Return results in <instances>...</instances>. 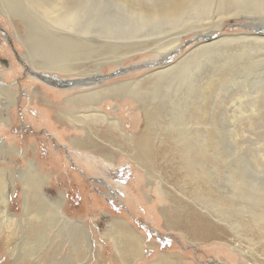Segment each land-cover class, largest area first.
Wrapping results in <instances>:
<instances>
[{
	"label": "bare ground",
	"instance_id": "1",
	"mask_svg": "<svg viewBox=\"0 0 264 264\" xmlns=\"http://www.w3.org/2000/svg\"><path fill=\"white\" fill-rule=\"evenodd\" d=\"M115 1L111 7L106 0H0V6L6 5L4 13L14 30L17 24L12 22L13 17L24 24L23 36H18L16 30L14 34L27 50L24 55L30 72L53 81L58 79L56 74L79 80L70 84L72 79H66L64 87L72 85L74 91L67 94L63 104L57 102L60 109L54 107L53 112L56 120L70 121L73 127L86 132L83 138L70 140L73 147L91 150L111 164L115 154L124 153L144 171L155 159L152 147L162 148L158 150L166 163L175 164L176 175L183 178L179 187L191 185L190 195L197 207L182 205L164 187V198L175 214L173 219L167 210H160L164 227L182 232L192 242H209L221 232L228 248L240 249L243 254L245 249L249 256L244 255L251 258L248 260L264 264L255 256L250 238L264 241V164L228 158V152L235 151L230 148L239 145L240 149L242 145V136L234 134H242V126L230 120L232 129L219 130L213 122L217 114L213 117L214 99L218 96L214 93L223 80H264V33L261 25L254 23L264 19V0ZM240 18L253 23L259 33L222 32L230 19ZM188 36H195L192 46L162 66V60L176 54ZM142 53H154L157 57L153 59H159L157 65H150L152 69L139 77L103 83V66H119ZM8 86H0V120L7 124L16 94ZM34 94L42 108H52V104L45 103L46 95L37 91ZM128 96L137 98L136 107L141 113L143 128L134 134L122 130L125 124L121 117H111V112L100 109L110 104L108 98ZM248 109L232 112V119ZM42 112L50 125L49 111V116L45 110ZM238 125L241 128L237 129ZM98 134L101 143L96 142ZM14 153V149L0 144V155ZM34 165L28 160V168L16 175L22 186L21 219L10 216L8 210L15 186L7 177L15 175L0 170V234L2 228L9 232L18 224L27 227L32 239L18 257L27 264L37 261L41 253L50 255L56 245L74 238L75 233L84 234L64 213L63 194L57 191L54 197L47 192L46 179ZM159 180L170 184L162 176ZM110 231L119 260L129 264L131 259L142 258L143 238L129 225L113 222ZM75 237V246L78 242L87 244V238ZM149 264H179V260L159 254L158 260Z\"/></svg>",
	"mask_w": 264,
	"mask_h": 264
},
{
	"label": "rangeland",
	"instance_id": "2",
	"mask_svg": "<svg viewBox=\"0 0 264 264\" xmlns=\"http://www.w3.org/2000/svg\"><path fill=\"white\" fill-rule=\"evenodd\" d=\"M114 1L106 0L111 7L115 4ZM0 8V22H2L0 23V60L6 62V64L0 62V86L10 85L8 87L12 89V92H16L15 103L10 106L8 113V124L0 120V144L4 145L6 149L9 147L16 151L14 154L0 155V170L7 171L12 176L15 175V177H7L9 182L12 181L15 186L14 193L9 199L8 210L11 212L9 214L15 218L21 219L22 217V186L16 175L22 173L21 170L28 168L29 160L35 163L34 166L37 167L39 174L46 179V191L54 197L58 192L63 194L64 213L71 221L77 223L80 232H84L81 236L76 233L74 235L78 236L77 239L79 237L87 238V244L80 245L81 242H78L77 247L74 241L75 236L71 239L66 238L67 241L63 240L62 244L56 245V250H52L50 255L42 256L43 253H41L37 261H33L32 264H124L117 258L115 242L111 237L110 229L113 222L129 225L143 238L144 253L142 258L140 260L131 259L128 261L129 264L153 263L158 260L159 254L174 257L176 261L179 260V264H259L250 261L251 258L247 257L249 254L245 249L243 251L247 256L240 249L233 251L228 248L229 246L223 243L227 241L222 238L224 235L221 232H218V238L209 242H192L187 240L182 232L164 227L165 218L160 212L162 208L168 211L169 217L173 219L175 217L170 209V204L164 198L162 192L164 187L168 189L167 192L170 196L182 205L192 206L195 209L197 207L193 203V196L190 195L191 185L179 187L183 178L179 179L176 175L175 164L166 163L167 159L163 158L160 152L162 148L157 145H154L157 148L152 147L155 159L146 167V172L144 167H139L124 153L115 151L118 152L115 154L116 160L111 164L106 163L103 158L91 150L73 147L70 140L81 139L86 132H82L75 125L73 127L70 121L56 120L53 112L55 108L60 109L57 102L63 104L67 94L74 91L71 89L72 85L64 87L67 80L72 79L70 84L79 80H74L76 77L61 74L55 75L59 79H55L56 81L40 80L28 73L23 67L24 64L30 68L24 55L27 50L14 34L16 30L18 36H23L24 24L20 18L13 17L12 19L11 17L12 22L17 24V29L14 30L10 26L8 15L4 13L6 5L0 6ZM254 23L256 26L257 24L261 25L260 28L264 33V19L259 18L254 20ZM255 25L245 18L230 19L222 32L228 34L245 32L257 35L259 32ZM194 37L184 38V42L179 46L176 54L170 55L167 60H162V62L164 61L162 66L186 52L192 46L193 41L191 40L195 39ZM34 39L35 46L38 42L36 37ZM156 57L154 53H142L123 61L119 66H103L101 71V75L105 77L103 83L108 84L139 77L152 69L150 65H157L155 61L159 59H153ZM222 83L214 93L218 96L215 95L214 99L213 117L214 113L217 112V114H215L213 122L219 130L232 129L230 120L233 123L236 121L242 126V128L239 125L236 126L237 129L241 128L242 134L237 131L234 133L235 137L242 136V145L240 149L239 145L238 148H230L235 151H229L227 157L245 159L251 165L257 161L264 164V80H223ZM34 91L46 95L45 103L52 104V108L46 110L36 103V94L38 93L34 94ZM60 93L62 96H58ZM132 97L119 98V100L117 97L115 100L108 98L106 101H111L110 104H103L100 108L101 111L111 112V117H121L125 122L121 118L118 119L122 120L123 125L125 124L122 126V130L128 132L127 134H134L135 131L143 128L141 113L136 107L138 100L136 97ZM238 107L240 108L238 109ZM246 107L250 112L247 110L246 114H236L235 119H232V112L244 111ZM71 109L77 110L73 106ZM43 110L47 112V115L49 111L50 121H52L50 125L42 112ZM101 140L99 135L96 142L99 143ZM151 169H153L154 175L151 174ZM261 175H264V172ZM160 176L167 179L170 184L161 183ZM1 231L0 264H27V261L22 257L18 260L22 249L32 239L27 227L18 224L9 232H6L5 228H2ZM223 231L225 230L223 229ZM229 238L232 239L230 236ZM250 238L256 251L255 256L263 263V239L251 236ZM8 239L10 240L8 241ZM242 244L246 246L247 242L243 241Z\"/></svg>",
	"mask_w": 264,
	"mask_h": 264
},
{
	"label": "water",
	"instance_id": "3",
	"mask_svg": "<svg viewBox=\"0 0 264 264\" xmlns=\"http://www.w3.org/2000/svg\"><path fill=\"white\" fill-rule=\"evenodd\" d=\"M0 62L6 64V62L3 61V60H0ZM29 73H30V72H29ZM31 74L35 75L37 78H39V79H41V80L47 78V77L44 76L43 74H37V73H34V72H31ZM47 79H48V78H47ZM50 81H52V80H50Z\"/></svg>",
	"mask_w": 264,
	"mask_h": 264
},
{
	"label": "flooded vegetation",
	"instance_id": "4",
	"mask_svg": "<svg viewBox=\"0 0 264 264\" xmlns=\"http://www.w3.org/2000/svg\"><path fill=\"white\" fill-rule=\"evenodd\" d=\"M23 67H24V69H26L27 70V72L29 73L30 71H29V68H27V66H25L24 64H23ZM30 74H31V72H30ZM31 75H33V74H31ZM34 76V75H33ZM61 80V79H60Z\"/></svg>",
	"mask_w": 264,
	"mask_h": 264
}]
</instances>
